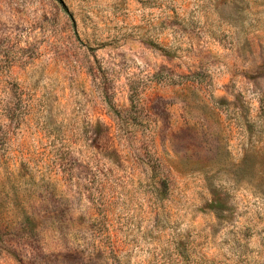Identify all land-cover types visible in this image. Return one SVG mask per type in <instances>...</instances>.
<instances>
[{
  "label": "rangeland",
  "instance_id": "1",
  "mask_svg": "<svg viewBox=\"0 0 264 264\" xmlns=\"http://www.w3.org/2000/svg\"><path fill=\"white\" fill-rule=\"evenodd\" d=\"M0 0V264H264V0Z\"/></svg>",
  "mask_w": 264,
  "mask_h": 264
},
{
  "label": "trees",
  "instance_id": "2",
  "mask_svg": "<svg viewBox=\"0 0 264 264\" xmlns=\"http://www.w3.org/2000/svg\"><path fill=\"white\" fill-rule=\"evenodd\" d=\"M57 1H59V2L62 4L61 0H57ZM62 5H63V4H62Z\"/></svg>",
  "mask_w": 264,
  "mask_h": 264
}]
</instances>
